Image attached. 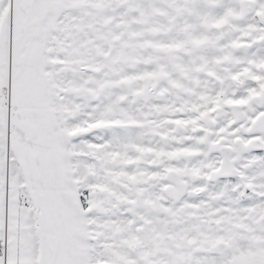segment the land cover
<instances>
[{"label":"snow or ice","instance_id":"snow-or-ice-1","mask_svg":"<svg viewBox=\"0 0 264 264\" xmlns=\"http://www.w3.org/2000/svg\"><path fill=\"white\" fill-rule=\"evenodd\" d=\"M0 264H264V0H0Z\"/></svg>","mask_w":264,"mask_h":264}]
</instances>
